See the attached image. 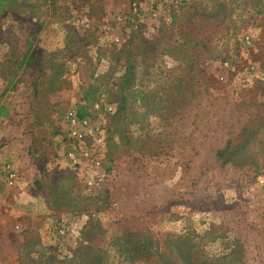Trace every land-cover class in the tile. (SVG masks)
Here are the masks:
<instances>
[{
  "label": "rangeland",
  "instance_id": "rangeland-1",
  "mask_svg": "<svg viewBox=\"0 0 264 264\" xmlns=\"http://www.w3.org/2000/svg\"><path fill=\"white\" fill-rule=\"evenodd\" d=\"M23 7L44 75L11 78L8 131L61 189L0 201V264H264V0H0V69ZM70 109L100 127L98 191L62 154Z\"/></svg>",
  "mask_w": 264,
  "mask_h": 264
},
{
  "label": "crops",
  "instance_id": "crops-1",
  "mask_svg": "<svg viewBox=\"0 0 264 264\" xmlns=\"http://www.w3.org/2000/svg\"><path fill=\"white\" fill-rule=\"evenodd\" d=\"M23 10H27V13L31 12L30 15L32 16H28L25 21L19 23L21 25H19V27L22 29L24 24L27 27H30V33L28 34L30 37H19L18 40H16L15 46H18V50L15 51L13 48L14 50L12 49V51L10 50L2 56V58L11 60V67L7 64L5 67L3 66L4 69H0V161H5L15 166L17 171L22 175L19 181L4 188H0V201L12 202L10 206L6 204L4 209L12 212H15L14 210L19 211L25 208L18 203L19 201H56L55 193L52 194L51 191L55 190V188L56 190L61 189L59 185H56L57 182L54 183L51 180L55 179L53 176L54 173H61L57 169L59 168L57 165L59 162L58 159L50 161L44 158L42 159L43 162L39 161L40 158L36 157L38 151H35L33 155L35 159H30L29 157L26 158L25 154L28 153L27 150H30L31 152V149L27 147L29 142L27 141L26 146H24V140L20 138L19 142V140L13 139L8 131L12 126L11 124H13L12 116H14L13 113L15 109L11 110L10 108L12 107H10V103H8V101L5 103V98H2V96L12 93L17 89L16 86L12 85L13 82H10L11 78H15L17 80L15 81L16 83L19 82L22 77L32 79L30 83L28 82L29 85H24L22 90L26 93L31 92L34 94L40 93L41 86H39V80L44 75L39 68V57H37L39 54L38 51L40 50L37 46H40V41L36 34L40 29L41 20L39 17L35 16L36 11L34 10H36V8L28 9L27 7H23L22 11ZM46 42L49 41H44L43 43ZM6 45H10L9 42ZM2 46H4V44H2ZM51 75H53V73ZM12 106L14 107V105ZM12 141H18L19 145L17 147L10 146ZM32 154L33 153L31 152V155ZM44 154L45 153H40V155ZM47 156L48 154H45L43 157ZM31 206L32 205L29 204V207Z\"/></svg>",
  "mask_w": 264,
  "mask_h": 264
},
{
  "label": "built area",
  "instance_id": "built-area-1",
  "mask_svg": "<svg viewBox=\"0 0 264 264\" xmlns=\"http://www.w3.org/2000/svg\"><path fill=\"white\" fill-rule=\"evenodd\" d=\"M96 106L92 111L96 110ZM92 115H78L75 110H68L61 117L60 141L64 143L65 158L74 168L81 169L84 186L86 189L100 190L103 188L107 177L100 169L99 147L102 142L99 125L92 124ZM57 136V135H56ZM89 138V143H85ZM0 180L5 185H10L20 179V175L8 162L0 161Z\"/></svg>",
  "mask_w": 264,
  "mask_h": 264
},
{
  "label": "trees",
  "instance_id": "trees-1",
  "mask_svg": "<svg viewBox=\"0 0 264 264\" xmlns=\"http://www.w3.org/2000/svg\"><path fill=\"white\" fill-rule=\"evenodd\" d=\"M223 154H224V152L223 151H218V156H220V158L222 159V161H225V160H228L229 158H224L223 157Z\"/></svg>",
  "mask_w": 264,
  "mask_h": 264
}]
</instances>
